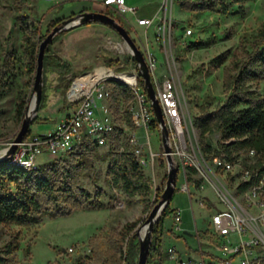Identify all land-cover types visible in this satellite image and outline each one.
<instances>
[{"label":"rangeland","instance_id":"rangeland-1","mask_svg":"<svg viewBox=\"0 0 264 264\" xmlns=\"http://www.w3.org/2000/svg\"><path fill=\"white\" fill-rule=\"evenodd\" d=\"M132 1L135 0H126L127 4ZM163 1L158 0L157 2L162 6ZM168 2L170 3V0ZM171 2H173L172 5L167 6L164 12L166 18L164 29H161L159 35H155V31L149 29L147 38L151 40V43L149 42L150 49L157 53L156 75L170 77L176 84L180 97L179 110L182 116V125L189 146L186 154H183L182 151L179 154H171L174 165L178 167V173L175 183L176 190L169 205L172 209L178 207L181 210V221L179 222L181 229H175L172 213L164 221V233L169 236L172 245L183 251L185 236L181 234L184 229L192 233V235L186 236L187 242L190 245H196L195 227L201 233L209 229L211 214L223 205L218 195L222 171L220 168H215L212 159H206L200 149L199 118L205 110L210 111L216 103L224 101L223 65L229 64L234 52H241L243 34L249 38L264 23V0H248L242 6L243 13L233 12L238 9L237 4L233 5L228 13H221L210 10H186L180 6L179 0H171ZM82 3H84L83 0H0V72L7 53L13 48L15 55H19L18 60L22 63V70L18 71L16 68L17 59L13 61V83L7 93L0 94V141L4 142L0 144L1 150L7 147L5 142L13 140L20 127L12 119L16 94L18 91L25 93L27 106L31 101L34 80L33 78L30 84L29 73L23 66L25 56L20 51L22 34L15 18L16 15L28 14L32 20L40 21L43 31L49 20L62 15L69 16ZM114 16L124 23L130 35L136 39L137 45L143 51V47L146 46H144V41H141L140 44L138 35L140 37L145 35L142 31L131 29L127 22L128 20L132 21L134 15L125 13L122 16L115 11ZM187 28H191L190 34L185 33ZM10 30L12 32H9ZM64 32L58 35L51 44L54 56L61 61L63 59L57 54V50L62 42L60 36ZM105 38L103 37L99 41L100 48L108 52L102 55L105 60L98 58L94 62L88 63L85 68L73 70L74 74L79 76L87 73L98 65L107 64L108 59L111 58H120L125 62H131L123 59L131 54L123 43L124 41L122 43L125 47L118 51L113 46L106 45ZM197 41H204L205 45L190 47ZM218 54H222L225 61L219 66L212 65L211 59ZM56 68L58 67L50 65L45 73L43 71L49 107L46 111L39 113L43 116L49 115L51 119L31 123L30 133L32 134L53 130L57 124L56 121L64 115V113L62 116L60 115V110L64 112L68 108L64 79L72 77L73 73L64 75ZM251 86L252 89L264 96V79L251 82ZM1 90L2 86L0 85ZM206 95L213 97L210 106H205L203 101ZM56 108L60 109L56 111ZM118 109L112 105L115 126H120L128 138L136 133V146L141 148L140 152L143 156H146L150 151L154 153L153 168L144 167L143 169L151 179L153 187L158 186L164 171H167L159 128L153 124L149 125L147 129L136 127L134 124L128 126L123 119L122 109L120 107ZM207 138L215 148H221L226 142V139L222 138L218 131L207 134ZM120 140L121 137L117 142ZM190 147L194 149L192 150ZM107 152L108 143L96 145L88 154V166L80 177V184L90 192H94L97 187H101L105 191L101 196L106 203L105 207L89 208L82 205L79 208L70 209L67 214H42L39 222L27 225L14 222L0 223V253L4 252L6 244L10 243L11 245L17 244L12 253L14 264H76L78 258H83L86 264H125L124 257L120 261L118 260L120 254L125 256L126 249V242L121 244L119 241V232L125 223L134 221L136 222L134 231L140 229V234L143 235L146 230L143 232L142 229L146 224H142L147 218L148 212L145 211L138 196L128 200L118 185H110L106 178L109 159ZM161 152L165 161L164 165H160L157 161ZM189 152H191L190 156ZM233 156L236 159L241 158L245 162L248 160L247 152L243 149L235 151ZM54 157L44 153L37 156L36 161L42 163ZM204 161L208 162L209 168L214 170L216 178L212 176L209 178L205 175ZM183 183L188 185L186 192L179 188ZM226 184L229 189H233V180L230 182L227 180ZM41 201L43 208L53 205L50 200L44 197L41 198ZM170 228L173 230L171 231ZM204 234L207 233L201 234L202 238H205ZM166 243L167 241H165V245ZM205 248H209V244L205 243Z\"/></svg>","mask_w":264,"mask_h":264},{"label":"trees","instance_id":"trees-1","mask_svg":"<svg viewBox=\"0 0 264 264\" xmlns=\"http://www.w3.org/2000/svg\"><path fill=\"white\" fill-rule=\"evenodd\" d=\"M247 1L179 0V4L186 10H210L221 13H228L230 8L237 4L238 9L233 12L243 13L242 6ZM85 10L81 9L79 12ZM104 12L111 16L115 14V10L110 7H106ZM75 14L71 13L67 17L63 16L49 20L43 31L41 30L40 21L32 20L28 14L16 15L15 18L22 34L20 51L25 56L23 66L29 73L30 84L36 70L40 42L56 24ZM119 21L124 25L121 20ZM64 31L56 33L45 49L44 73L50 65L64 70L69 68L65 62L49 53L52 42ZM241 39L243 42L241 52H234L229 64L223 65L224 101L216 103L210 111L205 110L199 118V144L202 153L208 159H213L221 152L231 158L234 157L233 153L237 150L243 149L246 151L253 148L259 154V165L264 169V96L252 89L251 86V82L264 79V23L249 38L243 34ZM203 45H205L204 41H197L191 44L190 47H201ZM18 56L15 55V49L13 48L5 57L0 72V85L2 86L0 94L7 93L11 88L14 79L13 61L15 59H17L16 68L18 71L22 70V63L18 60ZM123 59L131 61L134 66L138 67L132 56ZM118 61L119 58L108 59L107 65L112 66ZM224 61L225 57L218 54L211 59V64L219 66ZM76 76L77 74H73L72 77L64 79L65 90ZM137 79L144 87L140 74H138ZM109 84L112 89L111 105H115L116 109L120 107L125 123L132 126L130 103L133 99V92L125 84L115 79L109 80ZM212 100V96L206 95L203 99L205 106H210ZM26 103L25 93L18 91L12 119L19 126L26 109ZM48 107L49 97L45 90V74H43L41 102L38 113L33 117L30 124L35 121L50 120L49 115L43 116L39 113L40 111H46ZM152 124L158 127L156 120ZM214 131H218L222 138L229 139L221 148H215L207 138V134ZM29 134L30 127L25 136ZM119 137H121V140L117 142ZM107 143L109 159L107 161L106 178L108 182L110 185H118L128 200L138 196L145 211L149 213L163 192L167 171H164L160 184L153 187L151 179L136 160L135 146L124 135L122 128L118 125L114 126V131L108 136ZM96 145L98 144L95 141L84 139L76 144L71 151L39 163L37 168L31 170L12 164L9 160H0V223L14 222L27 225L39 222L42 214H67L70 209L79 208L82 205L89 208L105 207L106 203L101 197L105 191L101 187H97L94 192H90L80 184V177L89 163L88 154ZM157 161L160 165L165 164L162 152L157 157ZM175 190L176 188H174L173 194ZM173 194L154 221L147 264L152 262L154 256L162 257L164 221L173 212L169 205ZM43 197L50 200L53 205L43 208L41 201ZM135 225L136 222L134 221L127 222L119 232V241L121 244L126 242V249L125 256L120 254L118 260L120 261L124 257L125 264H136L137 262L139 244L134 231ZM90 244H92V241H90ZM16 247L17 244H6L4 252L0 253V264H14L12 253ZM76 264H86V262L83 258H78Z\"/></svg>","mask_w":264,"mask_h":264},{"label":"built area","instance_id":"built-area-1","mask_svg":"<svg viewBox=\"0 0 264 264\" xmlns=\"http://www.w3.org/2000/svg\"><path fill=\"white\" fill-rule=\"evenodd\" d=\"M101 4L104 9L110 7L122 16L125 13H132L135 16L137 12V8L127 4L125 0H101ZM154 21L157 22L154 24ZM136 22L145 27L155 25L156 35H159L161 29H164L166 18L165 14L156 19L137 17ZM185 33L190 34L191 28H187ZM115 48L119 50V44L115 45ZM144 52L169 129L172 153L179 154L182 151L186 154L189 146L182 125L180 97L176 84L170 77L157 76L155 55L148 49ZM131 56L130 54L129 57ZM120 69L122 70L116 71ZM138 74L139 69L132 62L121 60L116 66L98 65L91 71L73 78L66 89L68 108L55 128L46 133H30L24 136L17 143L13 155L8 159L9 162L31 170L39 165L36 161L37 156L44 153L49 156L65 154L84 139L93 140L99 145L107 144L108 136L116 125L111 105L112 89L109 84L111 79L122 82L133 92L130 103L133 124L147 129L156 118L151 101L144 87L138 82ZM85 76L95 77L91 82L86 81L78 86V81ZM136 139V133H133L129 141L135 146L137 162L143 168H153L154 153L150 151L143 156L141 148L136 146ZM227 141L229 139H226ZM2 143L4 142L0 141V144ZM5 143L9 146L11 142ZM5 148L0 149V154ZM191 152L188 153L189 156ZM246 152L248 157L246 162L241 158H228L224 152L212 159L215 168L222 171L218 195L223 205L211 214L209 229L202 232L207 233L204 235L207 237L206 243L209 244L208 257L181 259L176 248L171 246L167 250L168 257L174 259L176 264H264V169L259 165L260 158L255 149L249 148ZM203 166L205 175L209 178L217 177L214 170L209 168L208 162L204 161ZM227 180L229 182L233 180V189H229ZM179 188L186 192L188 185L183 183ZM172 217L175 229L180 230L181 210L178 207L173 208Z\"/></svg>","mask_w":264,"mask_h":264},{"label":"water","instance_id":"water-1","mask_svg":"<svg viewBox=\"0 0 264 264\" xmlns=\"http://www.w3.org/2000/svg\"><path fill=\"white\" fill-rule=\"evenodd\" d=\"M88 21H98L107 24L113 28L122 38L127 48L130 50L132 57L136 60L139 74L141 75L144 83V89L146 94L151 101V105L154 111V115L160 130L161 141L163 151L166 157L167 162V178L164 185L163 192L158 199V201L150 209L147 218L142 225L147 224V230L145 234H140V229L135 231L137 235V240L139 244V251L137 254L136 264H147L148 253L151 242V231L154 224V221L160 215L162 209L170 200L176 183L178 167L174 165L172 159V146L169 140V129L162 111V107L159 101V98L156 94L155 87L152 82L151 70L145 58V55L142 49L137 45L134 38L128 32V29L120 23V21L111 16L104 11L96 10H85L78 12L75 15L68 17L62 20L60 23L56 24L49 33L44 37L40 42L37 54V63L36 70L34 74L33 86H32V97L33 99V108L31 113L28 112L30 103L26 106L19 130L11 141L10 145L5 148V150L0 154V160H8L13 155L17 143L20 142L25 134L27 133L30 122L33 117L36 115L42 97V86H43V59L45 54V49L53 39L54 35L62 30H67L74 26L86 23Z\"/></svg>","mask_w":264,"mask_h":264},{"label":"crops","instance_id":"crops-1","mask_svg":"<svg viewBox=\"0 0 264 264\" xmlns=\"http://www.w3.org/2000/svg\"><path fill=\"white\" fill-rule=\"evenodd\" d=\"M83 1L84 3H82L81 6L78 7V9H75L76 11L75 10L72 11V13H78L81 9L96 10V11L105 10L103 8V5L101 4V0H83ZM157 1L158 0H144V1L135 0V1L128 3L131 6L135 5L137 8V12H136V15L133 17L132 21L130 20L127 21L131 29H134L135 31H139V32L142 31L143 35H145L144 37L142 35L141 37L138 35L140 44H141V41H144V44H145L144 46H146V47H143V52L148 49L155 55L156 58H157V53L154 52L152 49H150L149 42L151 43V40L147 38L148 37L147 31L149 29H152L153 31H155V35H156V32H157L156 26L150 25L148 27H145L143 25H139L136 22V18L137 17H148V18L156 19L159 16H161V14L164 15V12L166 11V7L167 6L169 7L170 5H172L171 3H173L171 2V0H170V3L168 2V0H164L162 3V6H160L158 4L159 2ZM63 16L64 15L58 16L57 18H60ZM156 22L157 21H154V24ZM10 31L12 32V30ZM103 37H106L105 38L106 45L109 44L110 46H113L115 48V45L119 44L120 46L119 50L125 47L123 46L124 42L122 43L123 40L120 37V35L113 28H111L110 26L102 22H98V21L88 22V23H83V24L67 29L64 32V34L60 36V40L62 42L59 45V50H57V54L63 59V62H65L67 65L69 64L68 65L69 68L68 70H64L61 68H56V69L59 72L64 73V75H68V74H72L73 73L72 71L75 69L77 70V69L85 68L88 65V63L94 62L98 58H102V60H105L104 59L105 57H103L102 55L105 53L107 54L108 52L105 49H101L99 46V41ZM134 40L136 42L135 38ZM51 46H50L49 53L54 55V52H53L54 50L51 49ZM160 54H161V51H160ZM120 62H121V59L119 58V61L115 63L113 66H116ZM59 109L60 108L58 109L56 108V111H58ZM60 112H61L60 113L61 116L63 115V113H65V111L62 112V110H60ZM58 121L59 119L56 122ZM46 132L47 131H44L43 133H46ZM189 199L191 201L190 196H189ZM180 228H181V225H180ZM195 229H196L195 233L197 237L196 245H192V244L190 245L187 242L186 236L192 235V233L188 232L187 229H184L183 233L181 234L185 236L184 237L185 247L183 251L178 250L175 245H172L170 241L171 239L169 238V236L166 235V233H164L163 242H162V250H163L162 257L154 256L151 263L153 264H171V263L176 264V261L174 259L166 256L168 254L167 250L171 246H174L176 248L178 255L181 259L207 258L208 248H205L206 236L204 235L205 238H202L201 237L202 233L199 232L196 227ZM170 230L172 231L173 228H170ZM165 241H167L166 245H165Z\"/></svg>","mask_w":264,"mask_h":264},{"label":"bare ground","instance_id":"bare-ground-1","mask_svg":"<svg viewBox=\"0 0 264 264\" xmlns=\"http://www.w3.org/2000/svg\"><path fill=\"white\" fill-rule=\"evenodd\" d=\"M101 70H98V72H100ZM96 76V75H95ZM95 76H85L83 77L81 80L78 81L77 85L78 86H81L83 85L86 81H89L91 82L93 80V78ZM32 108H33V100L31 101L30 105H29V108H28V112L31 113L32 111ZM145 230H147V224L146 226L142 229V231L144 232ZM146 232V231H145ZM145 234V233H144Z\"/></svg>","mask_w":264,"mask_h":264}]
</instances>
